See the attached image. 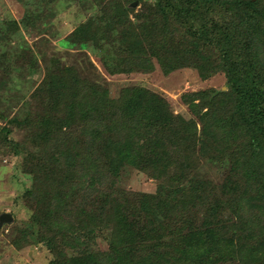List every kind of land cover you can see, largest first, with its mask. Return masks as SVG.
<instances>
[{
	"label": "trees",
	"instance_id": "trees-1",
	"mask_svg": "<svg viewBox=\"0 0 264 264\" xmlns=\"http://www.w3.org/2000/svg\"><path fill=\"white\" fill-rule=\"evenodd\" d=\"M151 1L156 10L146 6L134 15V20H130L125 5L123 19L115 12L116 7L105 10L109 13L105 23L111 21L114 25L108 26L114 52L110 61L101 56L105 69L114 73L112 67L121 66L120 62L133 67L129 70H144L146 64L151 66L154 61L164 72L189 66L197 69L201 78L223 72L228 88L190 93L186 102L198 119L199 130L195 121L173 115L163 98L155 93H150L145 101L142 116L137 114L136 105H141L139 98L145 95L131 93L124 102L123 119L136 117L133 136L152 149L147 163L160 183L164 184L169 174L159 159V154L165 155L161 149L163 137H153L159 130L169 132L171 122L178 123V128L170 131L174 137L168 138L175 148L192 151L196 148L202 158L223 166L228 158L229 172L220 184L209 177L201 183L194 180L181 193L164 184L172 193L167 192L166 197L171 196L172 201L169 204L160 193L144 195L146 204H152L155 199V214L143 219L139 226L129 221L125 208H114V230L108 232L111 236L107 251L100 257L90 248L96 242L95 223L88 225L80 221L71 225L69 221L67 227H59V212L70 211L73 197L63 188L52 190L50 170L44 178L50 186L47 196L39 191L34 214L17 229L13 243L17 246L45 243L53 252L48 264H264V171L260 172L264 167V3L262 0ZM1 23L4 31L13 28L19 31L15 19ZM21 23L27 27L24 19ZM88 23L82 22L67 38L81 44L96 41L87 37L94 30ZM118 50L121 57L114 59ZM74 71V67L68 66L52 72L46 78V91L50 95L64 91L70 80L68 74ZM125 71L128 70H122ZM141 123L143 132L139 129ZM56 130L52 121L45 122L39 125L37 134L44 139ZM98 133H91L89 147L97 142ZM105 138L102 140L105 144H117L120 163L125 161L145 168V162L130 150L128 137L122 142ZM155 148L161 149L159 154ZM35 168L41 171V166L35 164ZM32 190H27L26 195H31ZM59 197V207L53 209ZM39 211L49 229L37 217ZM104 220H99L103 221V227L107 224ZM35 226L39 227V236L35 235ZM52 231L56 236L48 237ZM166 232L168 240L163 238ZM158 238L162 243H157ZM67 254L74 255L66 257Z\"/></svg>",
	"mask_w": 264,
	"mask_h": 264
},
{
	"label": "rangeland",
	"instance_id": "rangeland-1",
	"mask_svg": "<svg viewBox=\"0 0 264 264\" xmlns=\"http://www.w3.org/2000/svg\"><path fill=\"white\" fill-rule=\"evenodd\" d=\"M123 5L130 20H134L136 13L146 6H153V2L0 0V24L15 19L20 27L19 31L16 28L7 31L0 28V213L13 215L11 223L0 227V264H48L52 258L53 252L43 242L24 244V247L13 243L17 238V229L29 222L34 214L39 191L47 196L50 186L44 178L50 170L52 190L63 188L73 197L70 211L59 212V227H67L69 221L71 225L80 221L88 225L95 223L96 242L90 244V248L100 257L107 251L109 233L114 230V208H125L129 221L133 220L139 226L143 219L155 214V199L152 204H146L143 202L144 195L160 193L169 204L171 196H166L172 193L167 186L165 189L164 184L171 185V190L176 188L179 193L188 190L194 180L204 182L209 177L220 184L229 172L228 158L223 166L202 158L196 148L193 151L175 148L168 138L174 137L178 123L174 125L171 122L172 134L171 130L164 129L153 137H163L161 149L165 157L159 154L161 149H155L169 176L164 184L153 176L155 170L147 163L153 151L143 145V140L138 142L133 136L132 125L136 124V117L129 121L123 119L125 100L133 92L144 93L145 97H140L138 101L141 105H136L137 114L142 116L145 101L150 93H155L163 98L173 115L195 121L199 130L198 119L188 106L190 93L211 89L224 91L228 85L221 71L201 78L193 67L164 72L155 61L151 66L146 64L144 70H129L133 67L120 62L121 66L112 67L116 72H108L101 56L110 61L114 52L111 30H108L109 25H114L111 21L105 23L109 15L105 10L116 7L115 12L123 19ZM21 19L27 27H23ZM84 21H90L88 27L94 29L87 37L97 40L81 44L79 40L67 38ZM96 26L101 27V31ZM119 57L118 50L114 59ZM68 66L76 71L68 74L70 80L66 89L50 95L46 91L47 76ZM195 102L198 103L197 100ZM50 121L57 130L44 139L40 138L37 134L39 125L49 124ZM142 123L139 129L143 132ZM96 131H99L97 142L89 147L91 133ZM105 137L117 138L115 142H122L128 137L130 150L145 162L142 163L145 168L125 161L120 163L117 144H105L102 141ZM14 148L20 149L19 152H15ZM93 160H96L95 164ZM35 164L41 166V171H36ZM32 188L31 195H26V191ZM60 201L61 197L54 202L53 209L59 207ZM36 215L46 227L43 213L39 211ZM99 220L107 221L106 226L103 227V221ZM35 230V235L39 236V227L35 226ZM47 236L56 235L52 231ZM168 236L166 232L164 240H168ZM157 240V243H162L160 238ZM73 255L67 254L66 257Z\"/></svg>",
	"mask_w": 264,
	"mask_h": 264
},
{
	"label": "water",
	"instance_id": "water-1",
	"mask_svg": "<svg viewBox=\"0 0 264 264\" xmlns=\"http://www.w3.org/2000/svg\"><path fill=\"white\" fill-rule=\"evenodd\" d=\"M135 5V3L133 4ZM13 221V215L9 212L0 213V227L5 223H11Z\"/></svg>",
	"mask_w": 264,
	"mask_h": 264
}]
</instances>
